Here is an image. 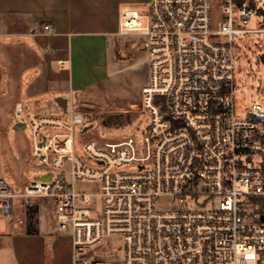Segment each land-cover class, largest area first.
Returning a JSON list of instances; mask_svg holds the SVG:
<instances>
[{
	"label": "built area",
	"instance_id": "2783aa9c",
	"mask_svg": "<svg viewBox=\"0 0 264 264\" xmlns=\"http://www.w3.org/2000/svg\"><path fill=\"white\" fill-rule=\"evenodd\" d=\"M220 3L217 30L211 0H147L145 14H122L117 34L141 40L149 80L120 110L149 121L141 140L90 137L84 150L94 165L73 145L76 127L84 133L100 113L94 103L42 116L16 103L13 115L32 129V156L51 168L19 192L0 177V216H11L14 197L24 206L48 198L58 228L70 224L71 264H264V107L235 115L231 47L233 36L264 33V0ZM251 19L259 29L246 28ZM47 127L58 131L41 135ZM83 180L100 182L99 212L96 194L76 188ZM116 235L120 249L106 241Z\"/></svg>",
	"mask_w": 264,
	"mask_h": 264
},
{
	"label": "rangeland",
	"instance_id": "374dc122",
	"mask_svg": "<svg viewBox=\"0 0 264 264\" xmlns=\"http://www.w3.org/2000/svg\"><path fill=\"white\" fill-rule=\"evenodd\" d=\"M221 0H211L210 21L211 29L217 30L219 23L223 20L224 11L221 7ZM125 10H137L141 14L147 12V3L126 5L121 9V13ZM144 22V18H142ZM249 29H259V26L253 19L246 26ZM218 41H226L227 37L222 34L213 36ZM122 42L116 41L114 38L99 39L97 37L89 39L85 42L86 47L82 52L73 50V68L71 75L73 78L66 81V88L63 91L47 90L40 95L32 98H25L23 95L19 97L24 103V109L30 111L34 115L53 114V110L58 108L54 97L60 95L70 98H77L78 101H89L96 105V110L100 113H93L92 126L84 133L78 131L82 127L77 126L74 139V152L88 165H94V162L87 159L84 150L86 141L90 137L100 138H122L129 135L135 136L141 140L145 131L149 117L146 113L125 112L123 102L135 99L140 87L147 84L149 80V55L143 48L142 42H136L138 38L135 35L123 36ZM16 41V39H14ZM234 53V110L237 117H243L250 109L252 103L256 102L264 107V63L261 57L264 55V33L251 32L241 33L233 36L231 45ZM35 72H24L22 84H26L28 76ZM77 76L84 79L92 77L95 83L87 86H79L75 84ZM73 79V80H72ZM70 83H74L70 89ZM101 110H104L101 112ZM46 113V114H45ZM116 114L128 116V120L123 118L121 124L108 125L103 122L106 118L113 117ZM98 115H103V120H98ZM68 116L64 115L63 119L67 120ZM2 120L5 121L4 134L0 131V153L4 154V158L0 164V176L3 177L14 189L19 192L22 183L33 180L36 176L51 168L50 164H42L40 159L32 156L33 133L31 126L26 124L24 128L15 129L13 126L17 121L25 122V117L16 118L10 113L3 114ZM56 128H42L41 135L46 133H55ZM3 134V135H2ZM2 138H4L2 143ZM20 157L19 160L11 159V155ZM1 156V155H0ZM18 164L15 170H18L17 176L10 171L7 164ZM100 182L83 180L75 182L78 190L88 194L95 195L94 205L96 211L101 209V198L97 194L100 191ZM41 197H33L32 202L39 204L46 203L50 209L52 225V242L61 250L60 259L66 263L69 259L68 239L71 235L70 224L67 223L65 228H58L55 217V207L49 205V200ZM40 199V200H39ZM14 213L22 215L21 202L19 197H14ZM174 207H185L180 202H171ZM170 204V205H171ZM53 216V218H52ZM52 223V222H51ZM5 219L0 216V226L3 228ZM107 244L114 246V249H120L121 237L116 235L106 240Z\"/></svg>",
	"mask_w": 264,
	"mask_h": 264
},
{
	"label": "crops",
	"instance_id": "0c3cea01",
	"mask_svg": "<svg viewBox=\"0 0 264 264\" xmlns=\"http://www.w3.org/2000/svg\"><path fill=\"white\" fill-rule=\"evenodd\" d=\"M143 2L147 0H0V131L4 134L2 115L10 113L15 117L13 111L18 102L25 112L34 115L24 109L20 96L32 98L47 90H65L66 81L73 78L70 73L74 49L82 52L85 42L95 37L122 42L123 36H129L117 34L121 16L126 11L121 13V9ZM45 25L50 26V30ZM32 70L35 72L22 84L24 72ZM96 80L77 76L75 84L87 86ZM73 85L70 83V89ZM65 98L67 103L77 99ZM57 107L53 114L60 111ZM42 115L44 113L34 116ZM0 155L1 164L4 154ZM10 155L13 160L20 158ZM7 166L16 177L18 164L15 167L8 163ZM32 204L38 207L37 233L26 232L25 206L21 202L18 207L22 215L14 213L13 206L11 216L4 217L5 225L0 226V264H71L70 240L66 263L60 259L61 250L52 242L53 214L49 207L46 203ZM49 205L53 206L50 200Z\"/></svg>",
	"mask_w": 264,
	"mask_h": 264
},
{
	"label": "trees",
	"instance_id": "16d2710c",
	"mask_svg": "<svg viewBox=\"0 0 264 264\" xmlns=\"http://www.w3.org/2000/svg\"><path fill=\"white\" fill-rule=\"evenodd\" d=\"M263 63H264V55L261 57ZM123 118L128 120V116L123 114H116L113 117L106 118L103 120L104 123L108 125L116 124L119 125L122 123ZM38 207L35 204H27L25 206V217H26V232L27 233H37V223H38Z\"/></svg>",
	"mask_w": 264,
	"mask_h": 264
},
{
	"label": "water",
	"instance_id": "95a60500",
	"mask_svg": "<svg viewBox=\"0 0 264 264\" xmlns=\"http://www.w3.org/2000/svg\"><path fill=\"white\" fill-rule=\"evenodd\" d=\"M54 101L58 104V106H60L63 111L66 110V104H67V99L65 97H62V96H56L54 98ZM15 129H18V128H24L25 127V122H22V121H17L14 126H13ZM86 129V127L84 128ZM48 175H41V176H36V178H39V179H46Z\"/></svg>",
	"mask_w": 264,
	"mask_h": 264
}]
</instances>
